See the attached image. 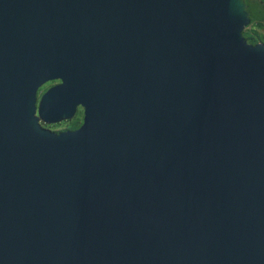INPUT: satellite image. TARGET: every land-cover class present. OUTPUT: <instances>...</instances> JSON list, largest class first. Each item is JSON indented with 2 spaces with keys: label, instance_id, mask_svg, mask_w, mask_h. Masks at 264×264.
I'll use <instances>...</instances> for the list:
<instances>
[{
  "label": "water",
  "instance_id": "95a60500",
  "mask_svg": "<svg viewBox=\"0 0 264 264\" xmlns=\"http://www.w3.org/2000/svg\"><path fill=\"white\" fill-rule=\"evenodd\" d=\"M245 0H0V264H264V44ZM60 85L54 134L35 116Z\"/></svg>",
  "mask_w": 264,
  "mask_h": 264
},
{
  "label": "flooded vegetation",
  "instance_id": "af4514ba",
  "mask_svg": "<svg viewBox=\"0 0 264 264\" xmlns=\"http://www.w3.org/2000/svg\"><path fill=\"white\" fill-rule=\"evenodd\" d=\"M58 85H60V81L53 80L38 88L35 99V116L40 127L48 132L54 134L75 132L82 126L84 120V108L81 103L75 107L73 115L67 119H58L59 113L55 110L63 108V103L58 96L44 103L40 110L42 96L49 89Z\"/></svg>",
  "mask_w": 264,
  "mask_h": 264
},
{
  "label": "trees",
  "instance_id": "16d2710c",
  "mask_svg": "<svg viewBox=\"0 0 264 264\" xmlns=\"http://www.w3.org/2000/svg\"><path fill=\"white\" fill-rule=\"evenodd\" d=\"M250 23L243 31V37L252 45L264 44V0H245Z\"/></svg>",
  "mask_w": 264,
  "mask_h": 264
}]
</instances>
